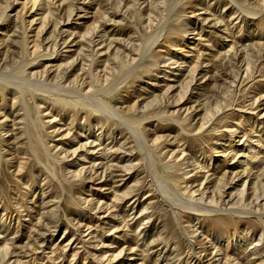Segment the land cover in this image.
<instances>
[{
	"label": "rangeland",
	"instance_id": "1",
	"mask_svg": "<svg viewBox=\"0 0 264 264\" xmlns=\"http://www.w3.org/2000/svg\"><path fill=\"white\" fill-rule=\"evenodd\" d=\"M0 264H264V0H0Z\"/></svg>",
	"mask_w": 264,
	"mask_h": 264
},
{
	"label": "bare ground",
	"instance_id": "2",
	"mask_svg": "<svg viewBox=\"0 0 264 264\" xmlns=\"http://www.w3.org/2000/svg\"><path fill=\"white\" fill-rule=\"evenodd\" d=\"M164 1V0H163ZM168 1V0H167ZM165 8V7H164ZM162 10V9H161ZM166 10V9H165ZM258 12V11H257ZM166 16V15H165ZM167 28V27H166ZM159 36V35H158ZM23 37V36H22ZM25 40V39H24ZM104 43V42H103ZM88 55V54H87ZM4 61H6V60H4ZM36 61V60H35ZM5 64V63H4ZM37 73V72H36ZM36 75V74H35ZM32 76V75H31ZM127 76V75H126ZM33 77V76H32ZM45 81V80H44ZM13 82V81H12ZM35 84V83H34ZM33 85V84H32ZM55 85V84H54ZM57 85H58V83H57ZM18 86V85H17ZM43 86V85H42ZM18 88H20V87H18ZM65 90H66V88H65ZM56 91V90H55ZM58 92V91H57ZM75 94V93H74ZM63 101V100H62ZM90 102V101H89ZM106 109V108H105ZM105 111V110H104ZM109 111V110H108ZM107 112V111H106ZM109 113V112H108ZM28 116V115H27ZM38 112L37 111H35L34 112V117H36V119L38 118ZM113 116V115H112ZM27 118V117H26ZM32 117H30V119H31ZM142 119V118H141ZM149 119V118H148ZM144 120V119H143ZM145 120H146V118H145ZM85 126V125H84ZM29 134V133H28ZM142 136V135H141ZM135 137V136H134ZM137 138V137H136ZM30 141V140H29ZM142 144H144V143H142ZM106 149V148H105ZM46 151V150H45ZM33 156V155H32ZM35 157V156H34ZM103 173H105V172H103ZM244 175V174H243ZM245 183H247V182H245ZM197 191V190H196ZM215 196V195H214ZM215 198V197H214ZM183 200H184V198H183ZM257 200V199H256ZM190 202H193V201H190ZM169 204V203H168ZM193 204V203H192ZM199 207V206H198ZM203 208V207H202ZM207 208V207H206ZM199 209V208H198ZM194 212V211H193ZM193 248V247H192Z\"/></svg>",
	"mask_w": 264,
	"mask_h": 264
}]
</instances>
